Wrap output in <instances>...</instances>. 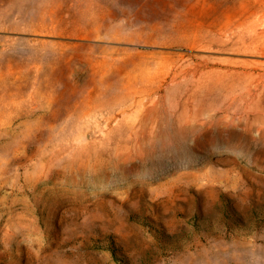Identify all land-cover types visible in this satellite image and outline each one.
<instances>
[{
    "label": "rangeland",
    "instance_id": "obj_1",
    "mask_svg": "<svg viewBox=\"0 0 264 264\" xmlns=\"http://www.w3.org/2000/svg\"><path fill=\"white\" fill-rule=\"evenodd\" d=\"M211 67L251 83L218 106ZM257 114L264 0H0V264H264Z\"/></svg>",
    "mask_w": 264,
    "mask_h": 264
},
{
    "label": "bare ground",
    "instance_id": "obj_2",
    "mask_svg": "<svg viewBox=\"0 0 264 264\" xmlns=\"http://www.w3.org/2000/svg\"><path fill=\"white\" fill-rule=\"evenodd\" d=\"M250 41L253 42L251 39ZM210 71L213 73L217 71L214 80L211 82H219L216 92V101L218 106H229L235 101L237 95L242 88L250 85L251 73L248 71H238L230 68H215L211 67ZM215 73V72H214ZM178 88H174L172 91V97L176 99ZM244 96V95H243ZM257 101V100H256ZM253 102L251 99V108H258L259 103ZM175 102V100H174ZM215 106V102H209L207 109H212ZM194 112V111H193ZM140 113V112H139ZM146 113H142L139 117L142 122V126L133 130V143L129 148L134 151L146 153L149 155L152 152L157 141H163L168 137V130L166 125L162 122L161 117L157 110L151 111L150 116L146 117ZM196 117L189 116L185 119L184 115H178L173 125V135L178 139H188L189 136L196 133L198 127L196 125ZM264 122V117L261 114H257L250 120V125H259ZM172 128V127H171ZM114 150V149H113ZM151 155V154H150Z\"/></svg>",
    "mask_w": 264,
    "mask_h": 264
},
{
    "label": "trees",
    "instance_id": "obj_3",
    "mask_svg": "<svg viewBox=\"0 0 264 264\" xmlns=\"http://www.w3.org/2000/svg\"><path fill=\"white\" fill-rule=\"evenodd\" d=\"M114 252V251H113Z\"/></svg>",
    "mask_w": 264,
    "mask_h": 264
}]
</instances>
